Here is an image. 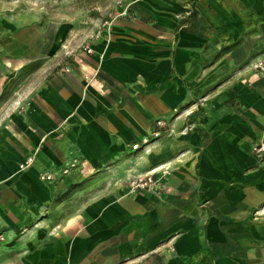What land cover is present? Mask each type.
I'll list each match as a JSON object with an SVG mask.
<instances>
[{
	"label": "crops",
	"instance_id": "crops-1",
	"mask_svg": "<svg viewBox=\"0 0 264 264\" xmlns=\"http://www.w3.org/2000/svg\"><path fill=\"white\" fill-rule=\"evenodd\" d=\"M0 31V264H264V0H132L77 40ZM156 132L162 191L111 183L68 208L81 171L39 179L75 158L128 173Z\"/></svg>",
	"mask_w": 264,
	"mask_h": 264
},
{
	"label": "rangeland",
	"instance_id": "rangeland-1",
	"mask_svg": "<svg viewBox=\"0 0 264 264\" xmlns=\"http://www.w3.org/2000/svg\"><path fill=\"white\" fill-rule=\"evenodd\" d=\"M119 0H0V29L3 28L4 22L12 24L15 29L20 26H29L36 24L40 29L47 33L61 32L66 29L69 32L76 34L77 37H84L97 30L98 27L109 17L115 10ZM1 32V31H0ZM8 47L12 45L10 38L0 39V47ZM0 48V50H1ZM1 72V71H0ZM5 77L4 90L1 99L15 98L19 91V80L14 74L7 72ZM17 83V84H16ZM161 126V125H158ZM190 130V128H186ZM157 134V135H156ZM160 132L153 134L154 141H149L145 144H139L136 150L132 147L134 162L128 168L127 172L109 173V166H103L100 169L86 167L80 169L83 172L82 181L72 184L68 187V192L64 193L63 198L71 208L73 204L84 197H94V193L102 187L113 184L127 183L133 178L145 176L149 172L155 171L159 167H163L165 172H170V167L167 164H157L153 161L157 156L158 147L149 148L151 144L160 139ZM145 154L143 157L142 154ZM151 158V159H150ZM153 163V165L144 170V166ZM156 163V164H155ZM144 164V165H143ZM146 164V165H145ZM111 167V166H110ZM158 171V172H162ZM94 174V175H93ZM122 174H129L128 177H121ZM134 174V175H133Z\"/></svg>",
	"mask_w": 264,
	"mask_h": 264
},
{
	"label": "built area",
	"instance_id": "built-area-1",
	"mask_svg": "<svg viewBox=\"0 0 264 264\" xmlns=\"http://www.w3.org/2000/svg\"><path fill=\"white\" fill-rule=\"evenodd\" d=\"M131 2L132 0H119L112 14H110L109 17L101 24V26L97 28L96 36L99 37L104 31L110 30L113 22L118 18L128 16ZM83 49L86 53H91V49L89 46H85ZM252 69L262 77H264V54L252 64ZM146 142L147 140H145L143 144H145ZM137 148L138 145L132 146L133 150H136ZM252 153L257 160L264 161V141H260L259 143L255 144L252 148ZM33 162L34 157H28L22 164L19 165L18 168L20 171H25L32 166ZM84 168H86L85 163L80 159L75 158L70 163H68L67 166L61 169L56 168L41 173L39 179L44 183H54L58 180L70 176L72 172ZM161 170H163V167H159L158 169H156L155 171L157 172H149L145 176H139L128 181V194L133 195L139 192H158L164 190L165 186L161 184V180L165 178L169 173L165 172L166 170L158 172ZM82 173L83 172H81V174ZM157 174H161L162 177L157 178Z\"/></svg>",
	"mask_w": 264,
	"mask_h": 264
},
{
	"label": "trees",
	"instance_id": "trees-1",
	"mask_svg": "<svg viewBox=\"0 0 264 264\" xmlns=\"http://www.w3.org/2000/svg\"><path fill=\"white\" fill-rule=\"evenodd\" d=\"M138 145V144H137ZM94 175V174H93Z\"/></svg>",
	"mask_w": 264,
	"mask_h": 264
}]
</instances>
